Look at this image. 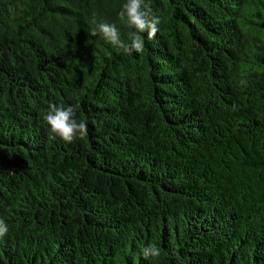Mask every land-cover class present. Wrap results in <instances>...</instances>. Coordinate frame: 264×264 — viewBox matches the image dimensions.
I'll list each match as a JSON object with an SVG mask.
<instances>
[{"label": "trees", "instance_id": "1", "mask_svg": "<svg viewBox=\"0 0 264 264\" xmlns=\"http://www.w3.org/2000/svg\"><path fill=\"white\" fill-rule=\"evenodd\" d=\"M0 264H264V0H0Z\"/></svg>", "mask_w": 264, "mask_h": 264}]
</instances>
